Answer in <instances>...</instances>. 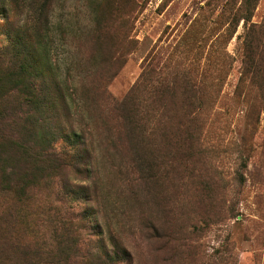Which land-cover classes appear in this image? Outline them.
<instances>
[{"label": "trees", "instance_id": "1", "mask_svg": "<svg viewBox=\"0 0 264 264\" xmlns=\"http://www.w3.org/2000/svg\"><path fill=\"white\" fill-rule=\"evenodd\" d=\"M120 1H108L104 10L120 9ZM238 1L228 20L231 26L243 20L245 27L236 89H255L264 106V22H251L258 0ZM84 2L93 10L104 5L100 0ZM132 3L126 7L131 8ZM56 8L55 0H0V34L5 39L0 45V264H135L134 256L137 258L139 252L122 244L125 230L132 238L144 240L151 252L164 250L168 257L177 249L178 254L187 243L164 233L150 213L137 210L133 214L136 221L130 217L122 226L117 222L110 227L109 221L96 220L90 235L87 223L93 218L90 204L97 205L101 218L106 208L100 200L111 207L120 195L121 202H138L141 190L134 189V183H149L145 196L148 201L153 198L152 187L164 183L162 175L167 172L164 158L171 148L165 151V145L170 137L177 138L180 128L187 137L199 141L200 117L201 126L206 125L203 109L186 111V120L194 127L186 123L183 127L179 122L172 126L170 111L177 99L189 107L199 100L203 104L202 80L200 92L197 82L182 74L187 71L173 77L159 71L156 75L155 68L147 65L121 100L112 97L107 86L123 64L120 36L109 23H117L121 15L112 12L103 21L107 32L93 36L103 47L94 46L96 52L90 51L88 58L97 67L106 64L105 73L98 76L92 70L80 83L63 78L51 57L48 40ZM213 52L208 51L201 73L211 75ZM91 91L103 95L96 106L100 116L106 114L112 120L103 140L114 143L121 137V145L130 154V165L126 166L130 176L117 184L100 176L103 169L106 178L118 174L117 153L111 148L103 152L92 148L98 126ZM246 100L248 105L250 100ZM152 137L157 141L150 142ZM69 172L72 178L66 177ZM76 180H87L88 184ZM37 187L44 192V201L38 204Z\"/></svg>", "mask_w": 264, "mask_h": 264}, {"label": "rangeland", "instance_id": "2", "mask_svg": "<svg viewBox=\"0 0 264 264\" xmlns=\"http://www.w3.org/2000/svg\"><path fill=\"white\" fill-rule=\"evenodd\" d=\"M84 1L55 0L57 8L49 25L48 40L51 57L63 78L80 83L81 79H88L92 70L98 76L105 73L106 64L97 67L88 58L90 51L96 52L94 46L103 47L93 36L104 35L107 31L103 21L108 19V12L116 13L121 20L109 23L120 36L123 64L108 84L107 92L121 100L147 65L155 68L156 75L159 71L170 77L185 70L187 73L182 74L192 77L200 92L202 80L203 104L199 100L189 107L177 99L170 111V124L179 122L183 127H194V123L186 120L188 109L202 108L206 115V125L201 126L199 118V141L187 137L183 128L177 138L170 137L167 141L164 150L171 148L164 158L167 172L162 175L164 183L152 187L153 198L150 196L148 201L145 196L149 183L146 186L137 182L134 189L141 190L138 202H121L120 195L111 207L106 200H100L106 208L101 211V218L97 205L90 204L93 218L87 223L88 234L100 221H109L110 227L117 222L122 226L130 217L136 221L133 214L138 210L144 215L150 213L164 233L187 244L178 254L176 249L167 257L164 250L151 252L152 247L144 240L132 238L125 230L122 244L136 254L139 252L137 258L134 256L135 264H264V106L255 89H236L241 76L245 27L243 20L236 26H231L228 20L239 1L133 0L131 8H127L132 0H121L117 2L120 9L111 11L109 7L104 10L110 0H100L104 5L96 10ZM251 22H264V0H258ZM122 23L125 25L121 26ZM4 42L0 34V45ZM211 49L214 51L211 75L203 74L201 65ZM246 91L250 92L248 96ZM89 94L98 126L92 148L98 152L111 148L119 156L115 161L119 165L118 174L106 178L103 169L100 176L117 184L124 176H130L126 168L130 165V154L121 145V137L114 143L103 140L112 120L106 114L100 116V108L96 106L103 95L94 91ZM246 98L250 100L248 105ZM154 138L149 141H157ZM72 175L69 172L66 177ZM76 182L88 184L87 180ZM43 193L37 187L35 203L44 201ZM84 237L89 241L86 234ZM92 241L95 243V239Z\"/></svg>", "mask_w": 264, "mask_h": 264}]
</instances>
